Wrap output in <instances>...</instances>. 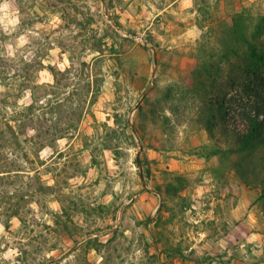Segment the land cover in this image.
<instances>
[{"label": "rangeland", "instance_id": "374dc122", "mask_svg": "<svg viewBox=\"0 0 264 264\" xmlns=\"http://www.w3.org/2000/svg\"><path fill=\"white\" fill-rule=\"evenodd\" d=\"M4 2L0 264H264L248 123L202 119L264 78V0Z\"/></svg>", "mask_w": 264, "mask_h": 264}, {"label": "trees", "instance_id": "16d2710c", "mask_svg": "<svg viewBox=\"0 0 264 264\" xmlns=\"http://www.w3.org/2000/svg\"><path fill=\"white\" fill-rule=\"evenodd\" d=\"M240 22H242V16L238 15L235 19V23L238 25ZM229 36L230 34L228 37ZM235 36V42H246L243 37L240 38L237 37V35ZM249 53L255 56V52L252 51V49H250ZM204 66L208 68L207 63H204L203 67ZM206 74H209V72L206 71ZM195 79L197 81V90L203 84L205 85L209 82L208 79H204L206 81H203V77L201 82L200 75L196 76ZM235 80H237V84H239L238 91L236 92V96L238 97L234 96L231 102L228 101L226 103H223V101H205L206 105L202 113V119L207 129L213 128L214 131V128H217L219 125L220 131L226 134L227 125L231 119L234 120L237 109L239 108L242 111V116L248 123L247 132L238 136L236 139L238 146L234 150L239 153L250 152V156H260L259 160L257 158L258 164L254 166L251 174H256L253 175L254 180L256 179L257 182L264 185V133L262 131L264 125V78L261 76L251 77V75H247V78H244V76L241 75ZM237 166H239V169L243 168L242 165ZM261 175L262 177H260ZM248 183L249 179H246V184ZM261 196L264 198V186Z\"/></svg>", "mask_w": 264, "mask_h": 264}, {"label": "clouds", "instance_id": "9594fccd", "mask_svg": "<svg viewBox=\"0 0 264 264\" xmlns=\"http://www.w3.org/2000/svg\"><path fill=\"white\" fill-rule=\"evenodd\" d=\"M188 5L186 4L185 7ZM10 5L5 3L4 0H0V13H2V16H0V23L5 24V26L12 24L15 25L18 23V19L16 18V14L14 12H10ZM26 43L23 36L19 38V45L23 46ZM42 75H46V73H43ZM55 207V205H53ZM9 256L14 255V253H8Z\"/></svg>", "mask_w": 264, "mask_h": 264}, {"label": "water", "instance_id": "95a60500", "mask_svg": "<svg viewBox=\"0 0 264 264\" xmlns=\"http://www.w3.org/2000/svg\"><path fill=\"white\" fill-rule=\"evenodd\" d=\"M142 154H143V148L141 147L139 149V152L137 153V164H138V168L141 171V176H142V179H143V183L145 185V180L143 178V168H142Z\"/></svg>", "mask_w": 264, "mask_h": 264}]
</instances>
